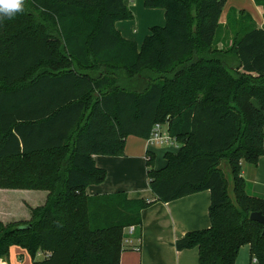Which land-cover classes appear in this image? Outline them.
<instances>
[{"label":"trees","instance_id":"obj_1","mask_svg":"<svg viewBox=\"0 0 264 264\" xmlns=\"http://www.w3.org/2000/svg\"><path fill=\"white\" fill-rule=\"evenodd\" d=\"M225 2L143 0L165 24L140 47L115 27L133 19L126 0H25L0 21V190L46 193L23 219L0 220V259L18 246L33 264H119L125 229L140 236L152 201L88 196L106 177L94 156H122L127 137L148 140L167 123L179 148L160 169L147 159L155 200L210 194L209 228L175 249H197L198 264H235L247 245L264 264L262 226L249 220L264 215V197L241 175L264 152V27L234 10L221 27Z\"/></svg>","mask_w":264,"mask_h":264},{"label":"crops","instance_id":"obj_2","mask_svg":"<svg viewBox=\"0 0 264 264\" xmlns=\"http://www.w3.org/2000/svg\"><path fill=\"white\" fill-rule=\"evenodd\" d=\"M129 2L131 0H126L128 8L134 14V22H117L115 27L122 38L140 44L144 34L141 29L155 24L162 25L163 13L161 10L145 9L139 12L143 17L141 20L138 15L136 16V12L141 7L142 0H135L131 5ZM232 10L237 14L243 12L250 17L255 26L264 27V9L256 5L253 0H226L219 18L221 27H226L227 17ZM134 26L140 29V33H136ZM218 46L221 47L222 43ZM164 150L165 153L170 152L166 147L152 146L147 140L129 136L125 139L122 156H94L96 167L104 170L106 177L102 183L86 188L85 192L88 196L123 192L131 200L152 201L141 212L140 236L135 231L130 238L132 245L137 246L138 250L127 248L122 251L119 264H198L197 249L177 251L175 242L188 232L209 228L210 194L208 191H203L169 203L156 201L148 187L146 162L152 155L154 167L157 154H162ZM241 175L248 184L251 194L264 197V152L255 167L243 164ZM6 192L9 191L0 190V193ZM12 192L17 196H33L40 202L46 198L44 192L20 190ZM10 209L11 206L0 207V220L4 224L15 221L12 219L15 214ZM250 260L249 247L242 246L235 264H252ZM5 264H33V262L26 250L11 246Z\"/></svg>","mask_w":264,"mask_h":264},{"label":"rangeland","instance_id":"obj_3","mask_svg":"<svg viewBox=\"0 0 264 264\" xmlns=\"http://www.w3.org/2000/svg\"><path fill=\"white\" fill-rule=\"evenodd\" d=\"M129 3H130V5L135 3V0H131V2H129ZM145 9L146 8H144L143 0H142L141 7H139V9L136 12V16L138 15V17L141 20H143V17L140 16L139 12L143 11V10L145 11ZM155 10H161V9H155ZM161 11L163 13L162 14V23H161L162 25L155 24V25H152V27H155V26L162 27V26H164L165 17H164L163 10H161ZM131 13L133 15V19L131 21H125V22H127V23H133L134 22V14H133L132 11H131ZM236 16L238 17V14H236ZM152 27H143L141 29V32H144V34L142 35L141 43L143 42L145 37L149 34V29L152 28ZM134 28H135L136 33L137 32L140 33V29H138L136 26H134ZM226 36L223 35L222 36L223 39L221 41H226V39L228 38ZM228 40H229V38H228ZM228 40H227V42H228ZM141 43L140 44L136 43V44H137L138 47H140ZM178 148H179V143H176L175 146L166 147V149H168V151H170V152H176ZM164 154H165V150H164V152H162V154H157L156 159H155V166H154L155 169H160V168H162L165 165ZM158 166H160V167H158ZM220 168L223 171L225 178L227 179V191H228V194L231 197V199L233 200L232 175H231L230 170H229V168H228V166H227L225 161L221 162ZM12 193H13L12 191H9V192H6V193H0V196L2 195L0 198H3L2 201L0 202V207L8 208V207L11 206L10 210L13 211L14 214H15L12 219L15 220V221H19L20 219H22L24 217L22 215H25L24 214L25 211H26V214L28 213L29 209L27 208L26 205H28V206L30 205L31 207H35V206H38V205L42 204V203H40V201L38 199H34L35 197H33V196H29V195L28 196H23V195H18L17 196V194H12ZM38 258L42 259L43 256H41V255L38 256L37 255V259ZM2 260H4V263H5V259H2Z\"/></svg>","mask_w":264,"mask_h":264},{"label":"built area","instance_id":"obj_4","mask_svg":"<svg viewBox=\"0 0 264 264\" xmlns=\"http://www.w3.org/2000/svg\"><path fill=\"white\" fill-rule=\"evenodd\" d=\"M148 143L152 146H162V147H169V146H175L176 145V139L171 137L168 131V124H160L156 123L150 133V136L148 138ZM136 231V228L134 226H130L125 229L124 231V238L122 241V245L125 248L132 249V250H138V247L135 245H132L131 243V236L134 235ZM43 256V258L47 257V253H39L38 256ZM0 264H5L4 260L0 259ZM252 264H257L256 260H252Z\"/></svg>","mask_w":264,"mask_h":264},{"label":"clouds","instance_id":"obj_5","mask_svg":"<svg viewBox=\"0 0 264 264\" xmlns=\"http://www.w3.org/2000/svg\"><path fill=\"white\" fill-rule=\"evenodd\" d=\"M25 0H0V21L14 19L23 13Z\"/></svg>","mask_w":264,"mask_h":264},{"label":"water","instance_id":"obj_6","mask_svg":"<svg viewBox=\"0 0 264 264\" xmlns=\"http://www.w3.org/2000/svg\"><path fill=\"white\" fill-rule=\"evenodd\" d=\"M249 220L260 224L262 226V233L264 234V215L254 212L249 215Z\"/></svg>","mask_w":264,"mask_h":264}]
</instances>
